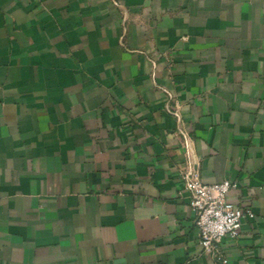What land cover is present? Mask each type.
<instances>
[{
  "label": "crops",
  "instance_id": "obj_1",
  "mask_svg": "<svg viewBox=\"0 0 264 264\" xmlns=\"http://www.w3.org/2000/svg\"><path fill=\"white\" fill-rule=\"evenodd\" d=\"M190 174L264 264V0H0V264H219Z\"/></svg>",
  "mask_w": 264,
  "mask_h": 264
},
{
  "label": "built area",
  "instance_id": "obj_2",
  "mask_svg": "<svg viewBox=\"0 0 264 264\" xmlns=\"http://www.w3.org/2000/svg\"><path fill=\"white\" fill-rule=\"evenodd\" d=\"M186 189L191 194V208L196 215L200 245L203 251L219 264H228L224 257L223 241H237L249 209H243L229 200L237 185L228 180L221 183L203 184L197 174L185 176Z\"/></svg>",
  "mask_w": 264,
  "mask_h": 264
}]
</instances>
